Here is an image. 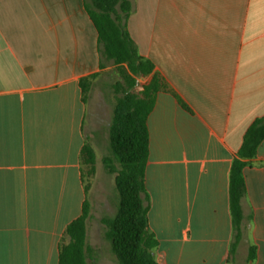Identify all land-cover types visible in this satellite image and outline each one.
Returning <instances> with one entry per match:
<instances>
[{"label":"crops","instance_id":"crops-1","mask_svg":"<svg viewBox=\"0 0 264 264\" xmlns=\"http://www.w3.org/2000/svg\"><path fill=\"white\" fill-rule=\"evenodd\" d=\"M126 1L166 86L147 117L157 264H226L231 164L264 117V0ZM108 65L85 0H0V264H58L66 227L91 208L81 152L105 145L94 84ZM94 75L84 101L79 82ZM243 177L233 264L244 246V264L250 247L248 264H264V140Z\"/></svg>","mask_w":264,"mask_h":264},{"label":"trees","instance_id":"trees-1","mask_svg":"<svg viewBox=\"0 0 264 264\" xmlns=\"http://www.w3.org/2000/svg\"><path fill=\"white\" fill-rule=\"evenodd\" d=\"M85 9L96 33L102 59L111 62L120 73L121 82L114 86L116 94L108 128L110 156L103 166L114 174L118 206L112 218L102 217L104 240L109 243L118 264H157L158 242L148 228L150 198L145 187V168L148 160L147 117L152 111L158 92L166 86L154 72L153 64L141 57L131 38L127 20L130 4L126 0H85ZM79 82L86 101L91 80ZM150 77L138 92L137 78ZM184 108H187L183 105ZM264 140V117L255 120L246 130L229 173V211L232 237L226 264H233L241 239V199L245 194L243 169L256 155ZM82 182L95 174V155L85 145L81 152ZM84 166L87 167L84 173ZM90 205L84 202L81 215L65 229L58 248V264H90L93 248L86 241V222ZM255 249L250 247L246 264L254 260Z\"/></svg>","mask_w":264,"mask_h":264},{"label":"rangeland","instance_id":"rangeland-1","mask_svg":"<svg viewBox=\"0 0 264 264\" xmlns=\"http://www.w3.org/2000/svg\"><path fill=\"white\" fill-rule=\"evenodd\" d=\"M120 73L117 68L109 62L108 69L101 73L94 84L98 101L106 106L102 113L101 130L102 134H106L103 139L105 145L96 149L95 158V174L90 179H86V184L91 189L90 200L91 208H89V220L87 219V231L91 242L95 244L92 250L93 264H118L115 255L112 253L110 245L104 240V226L100 223L102 217L112 218L118 206V193L114 185V174H108L103 166L104 157L110 156V146L108 139V128L111 121L112 110L115 103L114 86L117 82H121ZM138 86L135 91L142 89L149 80L147 78H137ZM89 95L87 96V98ZM87 167L84 166V173ZM247 256V247H243L239 253V259L235 264H244Z\"/></svg>","mask_w":264,"mask_h":264}]
</instances>
